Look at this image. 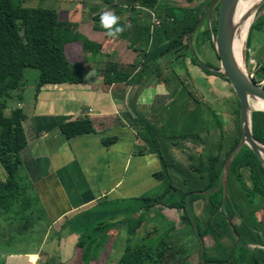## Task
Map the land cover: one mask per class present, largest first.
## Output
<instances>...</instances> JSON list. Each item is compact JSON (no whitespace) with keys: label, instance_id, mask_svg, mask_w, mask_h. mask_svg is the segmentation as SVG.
Segmentation results:
<instances>
[{"label":"crops","instance_id":"crops-1","mask_svg":"<svg viewBox=\"0 0 264 264\" xmlns=\"http://www.w3.org/2000/svg\"><path fill=\"white\" fill-rule=\"evenodd\" d=\"M168 1L184 6L179 4L182 0ZM22 5L57 12V19L64 23L70 37L62 45L61 55L80 83L43 84L34 93L36 79L30 87H25L22 79L8 100L11 108H20L26 116L23 122L26 145L20 151L21 189L11 206L0 209L4 215L0 228L14 235L0 233V264H31L28 256L33 257L32 264H117L128 244L124 240L114 251L121 227L109 230L99 255H90L86 260L81 259V252L75 247L76 233L65 232L60 238L56 233L66 219L100 200L127 201L120 206L134 211L129 217L132 221L143 210V198L162 191L164 183L154 177L162 171L159 159L162 154L172 161L168 169L175 171L176 159L171 156L173 151L177 152L174 136L164 138V145L159 144L160 152L148 121L150 107L156 104L162 112L176 91L169 83L170 78L184 73L181 65L171 70L168 61H162L163 56L151 61L175 34L152 35L150 8L133 0H24ZM154 8L159 18H166L161 6ZM105 11L120 18L118 26L124 31L116 38L108 37L100 25V14ZM166 23L169 22H163L161 27ZM85 41L100 45L99 51L84 49ZM174 49L169 50L170 56L183 54ZM210 81L224 94L229 93L226 81L217 76ZM82 117L91 121L94 132L64 139L58 123ZM190 157L187 154L182 158L185 167L190 166ZM4 177L0 167V182ZM231 190L242 207L252 201L249 189L244 200L235 183ZM200 203L196 200L191 207L194 216L202 221ZM151 210H158L164 222L174 228L170 234L189 253L190 264L198 263L201 252L207 254L206 260L230 258L231 244L227 238L213 240L205 235L199 239L189 225L178 220L176 210L158 205ZM154 216L150 212L143 216L146 232L154 229ZM124 230L127 232V228ZM139 236L134 237L133 245L139 244Z\"/></svg>","mask_w":264,"mask_h":264},{"label":"trees","instance_id":"trees-1","mask_svg":"<svg viewBox=\"0 0 264 264\" xmlns=\"http://www.w3.org/2000/svg\"><path fill=\"white\" fill-rule=\"evenodd\" d=\"M23 1L0 0V167L5 174L4 181L0 182V209L3 210L13 204V200L22 186L19 177L21 167L20 151L26 145L23 129V122L26 116L20 108H12L7 114H5L4 110L7 106V101L12 98V93L20 86L24 69L30 68L37 71L34 93L43 84L80 83L79 77L69 68L68 63L61 55V47L70 37L64 30V23L57 19V12L53 9L41 7H24L21 5ZM211 1L182 0L181 2L185 3V5L180 7L175 6L168 0H133L135 4L150 9L161 6L164 11V17L171 20L165 26L163 25L157 28L156 31L151 32L152 35L154 33H159L160 35L166 33L175 34V39L169 38V41L156 53V56L151 58V61L174 48L177 51H183V54H181L183 56L187 53L189 54V51L192 50L191 42L199 51H201V46L204 43H209L211 46L210 36L215 30L216 8L211 13V16L214 15L213 22L204 20L192 33L189 44L187 42V35L197 20L204 14ZM263 5L264 2L257 9L258 12ZM251 27H253V24L249 27L247 37ZM82 46L84 49L88 48V50L91 48L93 52H98L100 49V45H95L89 41H85ZM181 55H176L175 57ZM189 62L193 66L198 65L191 55H189ZM206 66L209 69L217 70L214 65ZM215 76L226 81L220 74ZM251 80L256 84L262 81L260 86L264 89V62L253 69ZM235 112L237 117V135L235 139L226 150H222L219 143L216 144L215 153L206 159V164L203 167L205 177L198 178L199 180L203 179L199 190L209 192L204 199L207 215L204 217L205 219L199 221L200 227L191 206L202 195L188 187L193 182H198V180L188 177L184 183L185 188L177 193V198H173L172 195L175 189L172 182L174 179L166 172L165 162L159 155L162 171L154 175V177L164 183L162 191L157 196L143 198V211H147L156 205L174 209L178 212V220L195 229L196 232L193 231L199 239L205 235H209L213 240L227 238L232 248L234 239L227 225V221H229L243 244L259 247L250 249L242 244H237L232 257L228 258V260H206L202 257L201 252L200 260L197 264H264V249L260 248L264 247V231L260 229L264 226V222L259 221L253 224L247 220V217L254 210H264V169L260 166L254 154L245 146L233 157L228 169V175L230 179L234 180L237 191L242 197L241 199H245L246 191L249 189L250 194L252 193V201L246 202L244 208L237 199L227 195L220 210L217 211L221 197V186H218V183L222 163L237 142L239 135L237 101ZM249 120L251 133L257 140V133L264 134V112L252 107L249 112ZM58 129L64 139H71L94 132L91 121L86 117L71 121H60ZM189 159L192 160L191 157ZM185 169L198 173L200 165L193 166L191 163L190 166L183 168V170ZM174 170H177L176 164H174ZM241 170L247 172V181L242 179ZM216 187L217 189L213 191ZM256 198L259 199V203L252 204ZM125 203L126 201L100 200L93 207L66 219L60 225L56 236L60 238L65 232L76 233L78 239L75 247L81 252V259L86 260L90 255L97 257L102 251L103 245L107 242V231L117 226H123L130 233L143 221L141 212L136 218L129 221V217L134 211L132 212L128 207L120 206ZM251 206L254 207L251 208ZM238 207H240L243 214H241ZM162 220L164 221L163 218ZM163 223L165 232L159 233L154 227L151 232L148 231L143 237H140L139 244H127L117 264H143L146 262L148 264H190L188 262L189 253L178 246L176 238L170 234L174 228L168 226L165 222ZM258 225H262V227ZM133 234L137 235L135 232ZM148 236L154 238L146 240Z\"/></svg>","mask_w":264,"mask_h":264},{"label":"rangeland","instance_id":"rangeland-1","mask_svg":"<svg viewBox=\"0 0 264 264\" xmlns=\"http://www.w3.org/2000/svg\"><path fill=\"white\" fill-rule=\"evenodd\" d=\"M179 4L185 5V3L183 2ZM154 9H152L151 11L155 15H157V13L155 12L156 10ZM174 13L177 14L176 11H174ZM162 19L163 22H170L168 21L170 19ZM213 19L214 15L210 17L209 21L213 22ZM252 24L253 27H251L248 37L246 35L247 40L245 38L246 43L244 40L243 44V57L245 55L246 60L244 61V70L248 77H251V73L256 66L264 62V5L259 12H255L251 25ZM156 30L157 28L154 29L153 32ZM171 39L174 40L175 38ZM152 48H154V46ZM191 48L192 50L189 51V54L187 53L184 56L181 55L178 57H173L174 55L170 56V54L168 53L169 51H166L163 53L164 55H161V57L163 56L162 61H168L167 63L171 70H175L177 66L181 65V68H184V73L180 77L177 75L178 77L172 76V78H170L169 83L174 88H176V91L172 95L171 99L166 101V106L162 108V112H160L161 108L158 111L156 104H153V106L150 107L151 113L148 118V121L151 124V128L154 131L153 139L156 141L160 152H162V147H160L159 144L161 143V145H164V138L169 135L174 136L172 137V141L175 143L174 146L177 148V152L173 151L171 156L172 159H176L175 162L177 170L170 171V169H168V167L171 166L170 163L172 161H167L165 155L162 154V158L166 166V172H168V174L171 173L172 179H174L172 182V185L175 189L172 195L173 198H177V193L185 188L184 183L186 182L188 177L198 180V182H193V184L189 185V189L195 190L196 193L205 192L203 190H199L203 183V181L201 180L203 179L199 180L198 178L205 177V170L203 169V167L206 164V159L210 155L215 153L216 144L219 143L222 150H226L237 135V117L235 112L236 100L234 94L231 89L228 90L229 93L224 94L217 88L216 85H214V83L210 81V78L215 76V74L210 72V69L207 68L206 65H214L218 68V59L215 56L212 45L210 46L209 43H204L201 46L202 53L197 50V48L193 45V42H191ZM174 51L176 50L174 49ZM166 53L168 54L166 55ZM189 55L193 57L198 65L193 66L192 64H190ZM36 77L37 71L35 69H24L22 76L24 86H32ZM213 96L215 97L213 98ZM216 96L219 98H216ZM11 104L12 103L10 102L7 103V106L4 110L5 114H7L9 110L12 109ZM190 130L191 132L187 134V132ZM260 134L257 133V140L259 143L264 145V134ZM206 147L208 149H206ZM187 154H190L192 156L191 163L193 164V166H197V164L200 165V170L198 173L195 171L192 172L187 169L183 170V168H185V162L182 161V158L185 159V156ZM241 175L242 179L244 181H247V172L245 170H241ZM233 183L234 180L230 179V176L228 175L226 191L227 195H230L232 197H234L233 191L231 190ZM198 194L202 195V197L199 199L201 201L199 205V215L202 217V219H205L204 217L207 215V208L204 204V199L207 195H203L200 193ZM254 202L252 204L259 203V199L256 198ZM252 207L254 206H251V208ZM238 208L240 210V207ZM149 212L156 215L153 217L152 223H154L157 232H165V228L163 227L164 221L160 217L158 213L159 211L151 209H148L147 211H141L143 216L149 214ZM193 213L196 214L194 212V208ZM3 216L4 215L0 214V225L4 220ZM196 219L198 221V226L200 227V218L196 216ZM247 220L253 224L258 223L259 221L263 222L264 210H254L247 217ZM145 224L146 222L143 220L141 224L138 225L130 233L126 232L123 226H117L119 228L121 227V231L114 241V251L125 243L124 240H128L127 243L133 245L134 237H136V235L133 234L134 232L140 235L137 238L143 237L146 234L147 228ZM258 226L262 227V225ZM260 229L264 231V226ZM193 230L195 231V229ZM0 233L14 236L11 231H8L6 228H0ZM147 238L150 240L154 237L150 236ZM214 251L217 252L218 248L214 247ZM206 255L207 254L205 252H202L203 258H205ZM226 259H228V257ZM110 264H114V262H111ZM143 264H148V262Z\"/></svg>","mask_w":264,"mask_h":264},{"label":"water","instance_id":"water-1","mask_svg":"<svg viewBox=\"0 0 264 264\" xmlns=\"http://www.w3.org/2000/svg\"><path fill=\"white\" fill-rule=\"evenodd\" d=\"M239 0H212L204 12V14L197 20L192 30L187 36V42L189 44L190 37L192 33L199 27V25L204 21L210 22L211 13L214 9H217L216 13V24L214 33H211L210 40L215 52V55L218 59V68L217 70L210 69L215 75L220 74L223 79H225L232 90L234 97L238 103V140L235 145L228 152L225 157L222 167L221 174L218 186H221V197L220 202L217 207V211L220 210L223 202L226 199L227 191V177L228 169L230 163L235 156V154L245 146L248 148L257 160L260 163V166L264 169V145L259 143L252 135L250 130V120L249 112L251 108L254 107L260 111L264 112V109L257 108L258 103H264V89L254 82H252L251 77H248L245 73V70L240 68L236 63L233 53H232V41H233V32L230 25V15L235 8ZM264 2V0H258L255 11L259 6ZM249 30V29H248ZM248 33V32H247ZM189 46V45H188ZM190 49V47H189ZM245 54V53H244ZM245 57V55H244ZM245 61V60H244ZM217 189L214 188L213 191ZM203 195H207L209 192H197ZM227 225L230 229V232L233 237L232 248L230 251V257L237 246V244H242L245 247L250 249L258 247L256 245H245L241 242L238 234L233 228L232 224L227 221ZM259 248V247H258ZM264 249V247H260Z\"/></svg>","mask_w":264,"mask_h":264},{"label":"bare ground","instance_id":"bare-ground-1","mask_svg":"<svg viewBox=\"0 0 264 264\" xmlns=\"http://www.w3.org/2000/svg\"><path fill=\"white\" fill-rule=\"evenodd\" d=\"M257 2L258 0H239L230 15L233 32L232 53L236 63L242 69H244L243 44L255 15ZM256 107L264 109V103L260 102ZM262 157L264 158V154Z\"/></svg>","mask_w":264,"mask_h":264},{"label":"clouds","instance_id":"clouds-1","mask_svg":"<svg viewBox=\"0 0 264 264\" xmlns=\"http://www.w3.org/2000/svg\"><path fill=\"white\" fill-rule=\"evenodd\" d=\"M119 17L110 11H105L100 14V25L106 30V35L110 38H116L124 31L123 27L118 26Z\"/></svg>","mask_w":264,"mask_h":264},{"label":"built area","instance_id":"built-area-1","mask_svg":"<svg viewBox=\"0 0 264 264\" xmlns=\"http://www.w3.org/2000/svg\"><path fill=\"white\" fill-rule=\"evenodd\" d=\"M152 9L149 10V15H150V31H152V30H154L156 28H159L161 26V24L163 23V19L162 18H159L157 15H155L151 11ZM168 21H171V20H168ZM257 84L261 85L262 84V81L259 82V83H257ZM89 111L90 110H88V112ZM27 261L32 264L34 262V259H33V257L28 256L27 257Z\"/></svg>","mask_w":264,"mask_h":264}]
</instances>
